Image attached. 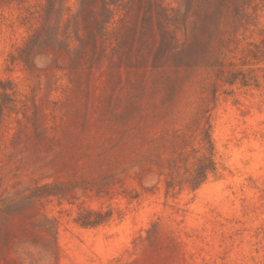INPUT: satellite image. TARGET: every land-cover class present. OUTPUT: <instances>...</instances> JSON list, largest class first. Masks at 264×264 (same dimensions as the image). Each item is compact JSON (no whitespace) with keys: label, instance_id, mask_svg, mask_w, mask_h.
Segmentation results:
<instances>
[{"label":"rangeland","instance_id":"obj_1","mask_svg":"<svg viewBox=\"0 0 264 264\" xmlns=\"http://www.w3.org/2000/svg\"><path fill=\"white\" fill-rule=\"evenodd\" d=\"M0 264H264V0H0Z\"/></svg>","mask_w":264,"mask_h":264}]
</instances>
